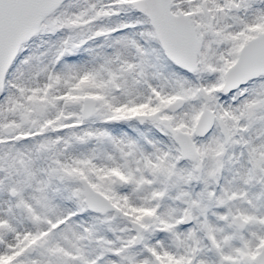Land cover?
I'll list each match as a JSON object with an SVG mask.
<instances>
[{"label": "snow or ice", "instance_id": "1", "mask_svg": "<svg viewBox=\"0 0 264 264\" xmlns=\"http://www.w3.org/2000/svg\"><path fill=\"white\" fill-rule=\"evenodd\" d=\"M0 264H264V0H0Z\"/></svg>", "mask_w": 264, "mask_h": 264}]
</instances>
